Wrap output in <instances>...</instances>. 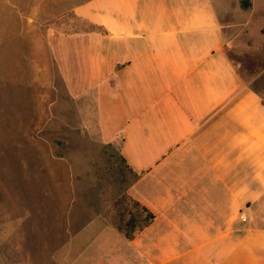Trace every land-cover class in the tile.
Here are the masks:
<instances>
[{
    "label": "crops",
    "instance_id": "0c3cea01",
    "mask_svg": "<svg viewBox=\"0 0 264 264\" xmlns=\"http://www.w3.org/2000/svg\"><path fill=\"white\" fill-rule=\"evenodd\" d=\"M216 2L75 7L98 31L54 36L65 85L120 141L128 193L155 217L128 239L103 217L73 230L69 212H33L44 241L1 237L0 264H264V97L229 57Z\"/></svg>",
    "mask_w": 264,
    "mask_h": 264
},
{
    "label": "rangeland",
    "instance_id": "374dc122",
    "mask_svg": "<svg viewBox=\"0 0 264 264\" xmlns=\"http://www.w3.org/2000/svg\"><path fill=\"white\" fill-rule=\"evenodd\" d=\"M85 1L0 0V238L9 243L44 241L33 237V212H69L74 230L94 217L112 221L116 204L128 203L134 176L120 141H103L87 98L67 90L63 49L55 51L64 40L54 36L98 31L74 13ZM216 4L229 57L264 97V0Z\"/></svg>",
    "mask_w": 264,
    "mask_h": 264
},
{
    "label": "trees",
    "instance_id": "16d2710c",
    "mask_svg": "<svg viewBox=\"0 0 264 264\" xmlns=\"http://www.w3.org/2000/svg\"><path fill=\"white\" fill-rule=\"evenodd\" d=\"M126 167L136 179L133 171L127 165ZM127 199L128 203L125 201L116 204L119 208L111 217V222L126 238L132 239L138 232L149 225L155 216L130 195H128Z\"/></svg>",
    "mask_w": 264,
    "mask_h": 264
}]
</instances>
